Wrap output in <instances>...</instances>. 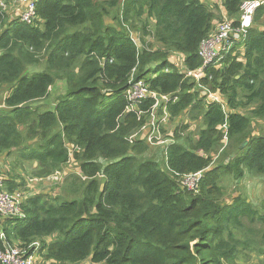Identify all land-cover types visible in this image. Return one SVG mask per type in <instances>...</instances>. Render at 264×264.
<instances>
[{"label": "trees", "instance_id": "1", "mask_svg": "<svg viewBox=\"0 0 264 264\" xmlns=\"http://www.w3.org/2000/svg\"><path fill=\"white\" fill-rule=\"evenodd\" d=\"M243 1L256 0H39L27 24L24 6L9 18L14 3L0 0V157L18 151L34 178L76 170L62 181L63 199L29 195L21 218H0V249L37 251L48 264H233L237 235L264 223L241 195L227 202L223 186L264 176V134L253 130L264 121V5L242 44L192 73L201 42L223 18L238 20ZM59 81L55 106H34ZM137 81L167 98L158 112L168 121L201 122L196 134L175 128L182 143L160 162L144 159L148 145L136 138L156 108L152 97L130 99ZM217 155L227 161L212 166ZM196 173L189 190L183 178ZM4 178L7 192L27 194L22 180Z\"/></svg>", "mask_w": 264, "mask_h": 264}, {"label": "rangeland", "instance_id": "2", "mask_svg": "<svg viewBox=\"0 0 264 264\" xmlns=\"http://www.w3.org/2000/svg\"><path fill=\"white\" fill-rule=\"evenodd\" d=\"M204 1L208 2V4H212L214 0ZM215 1H217L216 4L220 3V0ZM6 8L9 18H17V11H19V9L15 3L11 6H6L5 9ZM224 19L225 18H223V20ZM132 34L136 37L141 33L136 32L137 35L135 33ZM29 69V73L34 71H42L44 69V63H40L35 67L31 66ZM154 69L155 66L152 67V70ZM64 90V82H57V84L50 91V98L42 100L34 104V106H38L40 109H52L56 104V99L64 94ZM214 99L218 98L216 95L209 93L208 101H214ZM2 101L3 99H0V108H2ZM160 104H162V100L158 99L157 105L160 107L154 109L148 118V124L146 125L145 130L140 135L136 136V138H140L148 145L149 151L144 154V159L151 158L156 162L163 160L162 155H164L163 151L165 147H168L170 144L176 142L182 143V140L176 141L173 138L175 128L179 129H177L179 135L185 136L187 130H192L194 134H196L201 126L200 121L190 120L184 115H182L179 119H176L174 122L168 121L165 119V116L162 114L160 115L158 112V109L162 108ZM181 124L185 126V131L181 130L180 132V127L182 126ZM253 130L256 134H264V121H258L257 123L253 124ZM194 138H196V136ZM223 147L225 146L223 145ZM17 152L18 151H14V154L5 159V162L4 158L0 157V170L1 175L3 178L5 177V180L7 178H12L16 180L17 183H20V180L25 183L28 191L27 194H23L24 198L37 193L47 194V197L50 199H63L66 197L65 192L63 191L65 190V186H63L62 181L67 174H72L76 171L73 164L62 166L58 171H55L52 175H49L45 178H34L33 167L35 165L23 160L24 158ZM212 160V166L217 161H227L218 155L214 156ZM223 186H225V199L227 202H229L231 198L241 195L253 208L257 210L259 214L264 215V176H253L246 173L239 182H236L231 177L226 179L223 181ZM68 198H73V196H69ZM250 228L252 229L253 233L251 237L241 233L237 235L238 242H243L244 244L243 246H238L239 252L237 257L234 259L233 264H263L264 262V246H254L255 238L259 240V236L264 232V223L255 224ZM36 245L38 247V243ZM32 258L34 260V264H48L43 262L44 259L38 254L37 251L34 253ZM83 264H88V262H84Z\"/></svg>", "mask_w": 264, "mask_h": 264}, {"label": "built area", "instance_id": "3", "mask_svg": "<svg viewBox=\"0 0 264 264\" xmlns=\"http://www.w3.org/2000/svg\"><path fill=\"white\" fill-rule=\"evenodd\" d=\"M12 1L16 5L24 6L20 13V20L27 24L31 23L35 18V7L39 0ZM260 5H264V0L243 1L238 20L224 19L217 24L214 32L200 44L199 56L202 59V66L196 74L192 73L193 76H201L205 70L218 62L224 55H227L235 44H242L245 41L247 31L252 24V15ZM0 6L3 5L0 3ZM190 74V72L187 73V75ZM129 95L132 100H143L152 97L156 101V108L160 107L157 105L158 99H161L162 102L167 99L165 97L159 98L157 95L149 93L142 81H137L131 85ZM200 175L201 173H196L185 176L182 181L183 186L189 190H194ZM23 199L24 197L19 192L9 193L5 190L0 170V218H21L20 207ZM32 257L20 247H11L3 244L0 249V264H34Z\"/></svg>", "mask_w": 264, "mask_h": 264}, {"label": "crops", "instance_id": "4", "mask_svg": "<svg viewBox=\"0 0 264 264\" xmlns=\"http://www.w3.org/2000/svg\"><path fill=\"white\" fill-rule=\"evenodd\" d=\"M5 179V178H4ZM14 182H17L16 180L12 179Z\"/></svg>", "mask_w": 264, "mask_h": 264}]
</instances>
